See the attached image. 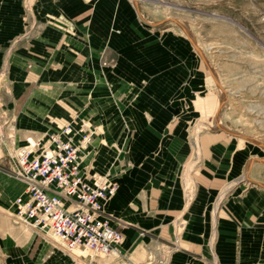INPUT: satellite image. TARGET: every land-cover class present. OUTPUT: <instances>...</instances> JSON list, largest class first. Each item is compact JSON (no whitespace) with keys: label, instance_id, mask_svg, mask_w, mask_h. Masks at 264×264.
Here are the masks:
<instances>
[{"label":"crops","instance_id":"1","mask_svg":"<svg viewBox=\"0 0 264 264\" xmlns=\"http://www.w3.org/2000/svg\"><path fill=\"white\" fill-rule=\"evenodd\" d=\"M76 7L66 38L55 32V38L37 42L33 50V93L29 101L15 104L17 130L35 136L45 130L60 132L79 119L95 126L92 143L82 154L83 172L98 176L108 171L119 179L118 193L107 203L105 215L125 227L124 243L118 247L121 256L130 259L135 253L134 258L145 260L147 251L137 244L139 230L147 226L149 236L168 242L182 235L185 248L172 255L170 264H202L194 259L200 253L225 254V264H264V192L257 190L264 189L232 186L225 203L212 214L210 206L240 176L243 165L246 170L249 158L243 163L233 160L232 144L210 142L214 135L192 130L198 114L188 101L193 102L195 90L185 82L192 77L186 60H194V55L186 54L185 39L175 37L182 46L171 45L170 38L161 37L164 30L142 21L127 0H102L92 9L84 2ZM198 63L196 77L201 72ZM198 108L202 118L208 116L202 100ZM56 124L63 127L57 129ZM17 137L22 145L24 139ZM103 141L122 148L112 155L110 166L112 156ZM197 148L204 155L198 168L192 161ZM189 175L196 190L188 207L184 182L187 185ZM24 190L22 182L12 184L1 176L0 204L11 207L13 197ZM182 221L186 224L181 234ZM1 244L15 264H42L51 253L34 232L20 227ZM157 249L148 253L157 254Z\"/></svg>","mask_w":264,"mask_h":264},{"label":"rangeland","instance_id":"2","mask_svg":"<svg viewBox=\"0 0 264 264\" xmlns=\"http://www.w3.org/2000/svg\"><path fill=\"white\" fill-rule=\"evenodd\" d=\"M100 1L102 0H15L14 2L13 0H0V180L2 176L8 178L12 184L15 180L21 182L16 176L14 159L15 151L21 141H17V136L24 139L23 142L35 136L17 130L18 112L15 110V104H18L20 100L23 101L24 98L29 101L32 97L31 84L33 81L31 79L34 78L31 77L33 74L29 75V72H32L37 63L34 61L33 52L37 48V42L49 40V37L55 38V32L61 34L60 38H66L71 31L69 29L70 13L77 9L76 6L84 2L92 9V6ZM127 1L137 8L142 21L145 20L152 27L164 30L161 37L170 38L171 45L182 46V41H175V37L184 38L186 54L190 52L194 55V60H188L189 57L186 60L187 74L192 77H186L185 82L187 86L191 85L195 90L193 102L188 101L198 114V118L191 125L194 133L214 135L215 137L211 138L210 142L223 140L227 144H232L234 147L233 160L237 158L243 163L249 158V161H253L252 170H245L242 164L240 176H236L233 182L223 189L218 202L210 206L212 214L214 210L218 212L225 203L226 193L232 186L242 184L243 188L247 189L251 187L264 189V0ZM196 44L202 51L206 62L196 50ZM171 51L175 49L171 48ZM198 62L201 63V72H198L196 77ZM25 70H27L26 77L24 76L23 79ZM24 82L23 92L20 88ZM209 91H211L210 96H208ZM201 100L204 108H208V112L206 111L208 116L204 118L198 108V102ZM82 122H87L92 129L97 130L84 119H79L72 124ZM56 127L57 129L62 128L63 125L56 124ZM52 130H45L37 137L52 132ZM205 140L203 139V148ZM91 143L92 140L85 151L89 149ZM102 145L110 149L111 156L116 157L117 152L122 151L120 145L115 142L103 141ZM113 156L109 161V166L113 163ZM241 157L243 159H240ZM192 161L196 168L200 166V163L204 164V155L199 148ZM107 174L116 179L119 185L116 174H109L108 171ZM99 175L105 176V172ZM186 184L184 182V191L189 207L194 200L196 190L194 180L190 175ZM257 190L264 192L261 189ZM15 192L14 189L12 193L15 194ZM18 197H13V203L9 208L0 204V264H15L11 263V258L3 252L1 242L4 236L12 233L16 227L22 228L28 234L32 233L14 221L17 218L14 215L13 205ZM107 217L110 225L122 233L125 227L114 217ZM185 224V221L179 224L181 234ZM146 230L147 226L139 230L140 240L137 244L147 251L145 260L134 258L135 253L131 254V258L128 259L121 256L118 249L119 255L95 257L94 264H131V262L151 264L153 260L158 261L161 257L166 259L168 256L167 264H170L172 255L185 248L182 235L176 234L173 241L168 242L164 238L149 236ZM35 235L51 249V253L43 257L42 264L81 263L78 257L72 256L59 244V241H48ZM175 246H177L176 250L173 249ZM150 249L159 251L157 254H149ZM170 251L171 254L168 255ZM194 255V259L202 261V264H225V254L200 253ZM235 255H242V253L237 252ZM220 257H222L221 260Z\"/></svg>","mask_w":264,"mask_h":264},{"label":"built area","instance_id":"3","mask_svg":"<svg viewBox=\"0 0 264 264\" xmlns=\"http://www.w3.org/2000/svg\"><path fill=\"white\" fill-rule=\"evenodd\" d=\"M95 133L87 122L70 124L27 138L14 154L16 176L25 184L13 205L14 221L45 240H53L52 234L68 252L79 250L80 264L117 252L124 240L104 210L118 192L117 180L83 172L82 154ZM165 261L161 257L151 264Z\"/></svg>","mask_w":264,"mask_h":264},{"label":"bare ground","instance_id":"4","mask_svg":"<svg viewBox=\"0 0 264 264\" xmlns=\"http://www.w3.org/2000/svg\"><path fill=\"white\" fill-rule=\"evenodd\" d=\"M191 42L193 43V41L191 40ZM193 45H194V43H193ZM195 46V45H194ZM196 50L199 52V54L202 56V58L204 59V61L206 62V59L204 58V55H203V53H202V51L198 48V46H197V44H196ZM215 73V72H214ZM215 76H217V75H215ZM214 79H216L215 77H214ZM232 135H234V136H237V137H240L239 135H235V134H232ZM252 164H253V161L252 160H250L248 163H247V165H246V170L248 171L249 169H251V166H252ZM249 178V177H248ZM67 208H70L68 205H67ZM72 209H74V208H70V210H72ZM25 227V226H24ZM27 230H29V231H31V229H30V227H28V226H26L25 227ZM51 236H52V238H53V240L55 241V242H58V239L55 237V236H53L52 234H51ZM70 253H71V255L72 256H77L78 257V260H80L81 261V252L79 251V250H77V249H72V250H70ZM79 254H80V256H79ZM112 253H110V254H107V255H104V256H102V258L103 257H108V256H110ZM164 258V257H163ZM164 260H167V261H165V263L167 264V262H168V260H169V256L168 257H166V259L164 258Z\"/></svg>","mask_w":264,"mask_h":264}]
</instances>
